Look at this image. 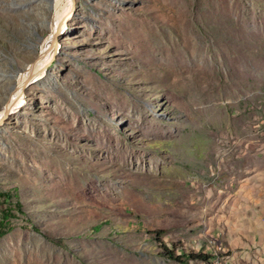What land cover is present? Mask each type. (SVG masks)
<instances>
[{"label":"rangeland","instance_id":"obj_1","mask_svg":"<svg viewBox=\"0 0 264 264\" xmlns=\"http://www.w3.org/2000/svg\"><path fill=\"white\" fill-rule=\"evenodd\" d=\"M63 2L0 0V264H264V0Z\"/></svg>","mask_w":264,"mask_h":264},{"label":"crops","instance_id":"obj_2","mask_svg":"<svg viewBox=\"0 0 264 264\" xmlns=\"http://www.w3.org/2000/svg\"><path fill=\"white\" fill-rule=\"evenodd\" d=\"M253 197L252 194L248 196L243 189L234 192L230 199V215L220 230L222 233H216H224L227 241L225 246L230 249L233 262H249L264 253V212L263 208L258 206L256 198L252 200Z\"/></svg>","mask_w":264,"mask_h":264},{"label":"bare ground","instance_id":"obj_3","mask_svg":"<svg viewBox=\"0 0 264 264\" xmlns=\"http://www.w3.org/2000/svg\"><path fill=\"white\" fill-rule=\"evenodd\" d=\"M63 1H66V4H64L65 5L64 7L66 8L68 6V10L66 8V11L67 12L65 14H64V9L60 12V16L59 17H60V19H62L61 22H64L65 19H66V17L74 9V0H63ZM63 1L62 0H55V4L56 5L62 4L61 2H63ZM51 36L52 37H49V40H51L53 43H55L56 37H57V33H56V30L55 29H53ZM53 43H52V45H53ZM52 45L48 46L49 48H51V50H52ZM48 47H47V50H48ZM22 85H20V87L16 88L17 89V91H16L17 94L14 95V102H12V104H8V106H5V108L3 107V108L0 109V122L4 119V117H6V116L8 117L10 111L16 109V105H19V104H21L23 102V96H22L23 95V93H22V89L23 88H22ZM211 264H221V263H220V261L215 260Z\"/></svg>","mask_w":264,"mask_h":264},{"label":"trees","instance_id":"obj_4","mask_svg":"<svg viewBox=\"0 0 264 264\" xmlns=\"http://www.w3.org/2000/svg\"><path fill=\"white\" fill-rule=\"evenodd\" d=\"M162 248L164 250V255H166L168 258L172 259V260H176V261H181V256L180 255H176L172 250H169L168 248H166L165 245L162 244ZM211 256L208 255H196L195 258H199L201 260H208Z\"/></svg>","mask_w":264,"mask_h":264}]
</instances>
